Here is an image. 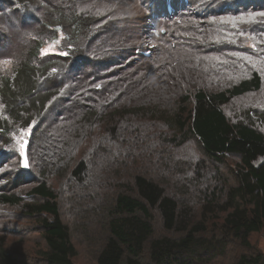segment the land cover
Listing matches in <instances>:
<instances>
[{
  "label": "trees",
  "instance_id": "obj_1",
  "mask_svg": "<svg viewBox=\"0 0 264 264\" xmlns=\"http://www.w3.org/2000/svg\"><path fill=\"white\" fill-rule=\"evenodd\" d=\"M126 4L134 20L117 17L119 5L105 0H0V13L27 15L35 33L0 74L7 115L0 123L36 121L27 158L37 172L30 194L42 202L28 212L49 217L40 220L44 246L36 258L18 260L0 247V264H74L81 239L95 264H264L250 242L264 227V110L255 103L233 120L224 112L263 88L261 68L248 64L253 46L241 36L264 42V0H230L208 25L182 11L188 0ZM151 13L163 18L145 23ZM2 16L15 25L11 13ZM188 18L194 22L185 26ZM232 18L233 36L216 38L219 22ZM154 23L165 25L164 36L154 34ZM59 32L66 54L41 56L45 39L56 41ZM139 46L148 54L110 69L121 51ZM224 46L240 52L233 68L219 57L207 61ZM188 57L194 64L185 68ZM193 139L195 156L187 151ZM19 201L0 193L2 203Z\"/></svg>",
  "mask_w": 264,
  "mask_h": 264
},
{
  "label": "rangeland",
  "instance_id": "obj_2",
  "mask_svg": "<svg viewBox=\"0 0 264 264\" xmlns=\"http://www.w3.org/2000/svg\"><path fill=\"white\" fill-rule=\"evenodd\" d=\"M107 3L111 5H119L120 13L117 17H122L121 15L127 14L125 12V8L129 7L130 4H126V0H105ZM143 6L148 5L149 7L153 4L157 3H166V0H138ZM148 2V4H146ZM230 0H220L218 3H213L210 6H206L204 2H199L198 0H188V4L186 8L182 11L190 10L194 14L196 13V21L197 23H201L202 25H208L211 22V14L212 11H216L217 9H223L229 4ZM196 3V4H194ZM146 4V5H145ZM233 6V5H232ZM123 9V11H121ZM5 13H11V20L15 21V25L11 28L9 20L6 16H2V20L0 22V74L8 68L12 63L16 62L20 58L24 56L25 49L24 44L27 45V41L24 42V39L28 37L31 38L35 35L33 30H30L31 21L28 16H21L20 14H16L13 11H2L0 15ZM118 12V11H117ZM116 12V13H117ZM181 12V11H180ZM149 17V20H145V23H152L153 19L157 20L160 15H152ZM135 14L128 13V19H135ZM26 17V18H25ZM23 20V21H22ZM182 20H178L182 23ZM189 21L194 22L192 18L187 19ZM22 21V24H21ZM177 21V22H178ZM235 20L225 19L220 21L218 26L216 23V31L220 26L221 34L217 36L225 37L226 39H230L233 36V24ZM23 25V26H22ZM154 34H158L159 32L163 33L160 35L161 37L165 35V25L157 26V23H154ZM130 27L136 25H128ZM149 25H143V30L148 29ZM170 30L168 31V33ZM166 33V34H168ZM185 40H187L188 36H191L189 33H181ZM142 35V34H141ZM48 38V37H47ZM175 38V37H173ZM171 38L170 40H175ZM242 39L245 42L249 43L248 46L252 45V50L254 51V56H249L250 61L248 64L250 66H255L261 68V73L264 74V42L261 43V46L255 45L251 42V39L247 34H242ZM249 38V40L247 39ZM215 39V36H213ZM12 40H15L16 43H21V47H17L15 45L10 46ZM264 41V39H262ZM254 41V40H252ZM230 45H233L232 42H228ZM129 44H132V41H129ZM152 47L154 45L151 44ZM67 47L66 42L63 39V35L61 32L58 34V39L56 41H49L45 39V43L40 50L41 56L52 55V54H61L65 55V48ZM137 50H123L120 53H123L121 56L122 59L118 60V65L110 66V69H121L123 66L134 63L136 59H140V54L147 55L150 47L139 46ZM146 48V49H145ZM155 48V47H154ZM210 49H207L208 51ZM262 52L263 54H259ZM240 52H233V47L225 50V46L223 50L219 53H212L210 58L207 60L210 63L215 62L217 57L221 58L223 62H225V66L227 68H233V56L238 55ZM216 55V56H215ZM218 55V56H217ZM216 57V58H215ZM212 59V60H211ZM248 59V58H247ZM193 61L189 57L184 62L185 65H182L185 68H190L193 66ZM183 64V62H182ZM178 65V64H177ZM103 80H98L95 85L102 83ZM246 94L241 98L236 99L235 101H231L228 105L224 106V112H226L227 116L232 120L233 118L241 116L242 109L255 104L257 107H260L264 110V85L260 92ZM134 97V96H133ZM139 98L137 97L136 100ZM118 103L122 102L118 99ZM7 116L3 111L0 110V122L3 117ZM25 117H22V120L11 121L8 120L9 123L3 128L0 123V193L4 192L7 194H16L20 197V201L16 204L10 203H2L0 202V247H3L8 253H10L13 257L18 260H23L29 262L38 256L39 250H41L44 246V241L41 237V223L40 220L44 217H48L45 213L40 214H31L28 212V205L40 203L41 199L30 194V189L36 185L37 181L36 176L37 172L35 168H32V163L28 162L27 158V147L28 141L31 136L32 130L36 125V121L33 119L30 121L29 125H24ZM187 151L189 155L195 156L200 153V147L196 140H192L190 144L187 146ZM234 159L232 157H227L225 160V165L228 164L229 168L232 169ZM231 164V165H230ZM222 165L221 168L224 169L226 166ZM226 169V168H225ZM227 170V169H226ZM228 171V170H227ZM229 173V172H228ZM228 181H231V177H228ZM205 186L207 182H204ZM222 185V182L220 183ZM204 188V185L201 186ZM55 189L57 190V185H55ZM197 189V188H196ZM196 194V193H195ZM199 198V195H198ZM200 204H197V207ZM210 221L212 220L209 219ZM212 223V222H211ZM208 224L209 226L211 225ZM156 231L157 233H162L163 229L161 228L160 223L156 222ZM251 244L260 250L264 254V227L258 233H253L250 236ZM77 249L78 255L74 258V264H95L92 249L89 244L83 242V240H77ZM240 251H244V249L237 248L235 253Z\"/></svg>",
  "mask_w": 264,
  "mask_h": 264
}]
</instances>
